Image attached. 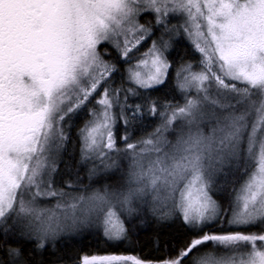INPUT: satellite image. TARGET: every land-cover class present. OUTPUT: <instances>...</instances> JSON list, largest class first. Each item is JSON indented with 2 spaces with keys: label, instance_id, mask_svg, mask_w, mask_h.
<instances>
[{
  "label": "snow or ice",
  "instance_id": "snow-or-ice-1",
  "mask_svg": "<svg viewBox=\"0 0 264 264\" xmlns=\"http://www.w3.org/2000/svg\"><path fill=\"white\" fill-rule=\"evenodd\" d=\"M181 32L198 70L169 58ZM173 72L182 104L150 95ZM142 92L143 105L126 103ZM145 112L160 123L135 138ZM81 113L77 158L67 146ZM148 215L188 235L154 258L43 259L85 230L123 241ZM0 253V264H264V0H0Z\"/></svg>",
  "mask_w": 264,
  "mask_h": 264
},
{
  "label": "trees",
  "instance_id": "trees-1",
  "mask_svg": "<svg viewBox=\"0 0 264 264\" xmlns=\"http://www.w3.org/2000/svg\"><path fill=\"white\" fill-rule=\"evenodd\" d=\"M150 18V19H148ZM141 21L143 23H153L152 17L150 15H145ZM172 25H179V18H172ZM154 26L155 35L151 39H156L159 37V33L163 26ZM158 29V30H157ZM150 40L145 41L139 52L146 51L149 46ZM138 52V53H139ZM169 58L179 64L181 60L187 59L192 62L194 69L198 63L199 54L195 51L189 39L183 35L179 34L172 40V48L169 49ZM127 65L121 68L120 72L116 74L113 78L114 86L119 87L121 84V77L126 75L125 69ZM174 72L173 78L166 88L161 89L159 92L153 91L150 95L154 99H159L162 103L171 102L183 103V97L178 91H174ZM149 93H141L139 96H129L127 104H144ZM121 101L123 98L121 97ZM118 112L119 109L116 108ZM87 119L85 113H81L80 117L72 124L70 131L71 142L68 144L69 155L75 154L78 158L79 144H78V128L83 125L84 121ZM160 123L159 116H152L145 114L142 117H138L137 120L129 126V132L134 134L135 138L145 136L147 133L152 132ZM124 125L121 121L117 122L116 128L120 135L124 134ZM67 161V157H64ZM81 176L84 177L85 173L82 171ZM66 178V177H65ZM96 179H101L97 177ZM223 180V178H221ZM108 182L115 183V178H110ZM219 226H214L211 230L216 231ZM188 235L181 227L179 221L176 222H165L158 220L151 215H148L142 219H137L131 226V231L127 239L123 241H106L99 234L89 235L87 230L83 232L82 235L75 236H65L61 237L57 241L56 255L49 256L45 255L43 259L47 262L49 260H55L57 257L70 255L73 257H83L85 255H144L149 257L163 256L171 251L167 247L166 242L170 240L176 234ZM0 258H3V254L0 253ZM39 259V257L37 258ZM75 264H79V260L75 261Z\"/></svg>",
  "mask_w": 264,
  "mask_h": 264
},
{
  "label": "rangeland",
  "instance_id": "rangeland-1",
  "mask_svg": "<svg viewBox=\"0 0 264 264\" xmlns=\"http://www.w3.org/2000/svg\"><path fill=\"white\" fill-rule=\"evenodd\" d=\"M179 18V17H178ZM148 19H150V18H148ZM144 22V21H143ZM142 21H141V23H143ZM183 23V20L181 19V18H179V25L180 24H182ZM170 27H171V25H169ZM163 31V27H162V29H161V31H160V33H159V36H160V34H161V32ZM181 34H183L182 32H181ZM179 35V34H178ZM178 35H174L173 37H172V40L175 38V37H177ZM184 35V34H183ZM186 36V35H185ZM158 38V37H157ZM165 38H167V36H165ZM150 45H151V41H150V43H149V46L148 47H150ZM141 47V46H140ZM147 47V48H148ZM147 48H146V50H147ZM140 50V49H139ZM143 51H141V52H139V53H137V55H139L140 53H142ZM121 103H122V101H120ZM113 111H115V112H117L116 111V109H113ZM171 138V137H170ZM53 204L55 203V201H53L52 202Z\"/></svg>",
  "mask_w": 264,
  "mask_h": 264
}]
</instances>
